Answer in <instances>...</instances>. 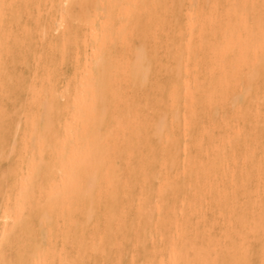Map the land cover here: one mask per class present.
Returning <instances> with one entry per match:
<instances>
[{"label":"bare ground","instance_id":"6f19581e","mask_svg":"<svg viewBox=\"0 0 264 264\" xmlns=\"http://www.w3.org/2000/svg\"><path fill=\"white\" fill-rule=\"evenodd\" d=\"M0 264H264V0H0Z\"/></svg>","mask_w":264,"mask_h":264},{"label":"rangeland","instance_id":"374dc122","mask_svg":"<svg viewBox=\"0 0 264 264\" xmlns=\"http://www.w3.org/2000/svg\"><path fill=\"white\" fill-rule=\"evenodd\" d=\"M56 23H57V21H54V25H56ZM59 29H60V27H58ZM57 28V29H58ZM55 30H56V28H55ZM54 30V31H55ZM53 31V32H54ZM57 31H59V30H56L55 32H57ZM66 62H68V63H66ZM64 64V65H63ZM72 63L70 62V61H68V60H66V61H64L63 63H62V65H61V68H62V72L64 73V75L63 76H61L60 77V79L58 80L59 82H58V85L59 86H62L63 84H64V82H65V80H66V78H67V76H69V75H71L72 74V72H73V65H71ZM14 66L17 68V69H19L20 67H21V64L20 63H15L14 64ZM66 66V67H65ZM66 68H67V70H66ZM63 69H64V71H63ZM66 70V71H65ZM62 73V74H63ZM63 77V79H61ZM61 81H62V83H61ZM59 99L61 100V101H63L64 99H65V96H63L62 94H59Z\"/></svg>","mask_w":264,"mask_h":264}]
</instances>
